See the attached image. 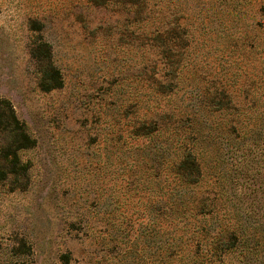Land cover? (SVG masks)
<instances>
[{"label":"rangeland","instance_id":"obj_1","mask_svg":"<svg viewBox=\"0 0 264 264\" xmlns=\"http://www.w3.org/2000/svg\"><path fill=\"white\" fill-rule=\"evenodd\" d=\"M153 4L147 26L125 0H0V264H216L192 200L218 188L223 218L264 236V0ZM216 89L232 104L213 123ZM194 143L196 188L178 176ZM258 235L224 264H264Z\"/></svg>","mask_w":264,"mask_h":264},{"label":"trees","instance_id":"obj_2","mask_svg":"<svg viewBox=\"0 0 264 264\" xmlns=\"http://www.w3.org/2000/svg\"><path fill=\"white\" fill-rule=\"evenodd\" d=\"M155 0H125V3L130 5L131 7H136L139 9H142L145 13V18L143 20L146 21L147 26H153L154 22L151 23L152 17L155 15L154 5L153 2ZM120 2V1H118ZM168 26L167 33L168 36L171 37L173 34H175L176 29L177 30H184L185 26L180 24L177 20L170 21L166 24ZM161 26H157L156 30L152 33L155 34L158 32ZM181 45V44H179ZM168 67L175 72L174 66H171L169 63ZM56 72V71H55ZM57 74V78H55L56 81H59L60 83V74ZM60 85V84H59ZM225 101L227 104H232V96L226 92L225 90H219L216 89L213 92H209L206 100L207 107L209 108V111L212 116H214V119L210 120L213 123H215L217 120L221 119L225 113V111H220L218 109L219 105ZM3 113L1 116V123H3L6 126V129H10L12 135H14L15 138H18L19 141L23 144V149L27 148L31 142V137L29 136L27 129L24 125L20 124V121L16 118L13 109H10V112L6 114ZM237 119V125L241 128H248L250 130V125L243 122L242 124H239L240 121L239 118H241L242 114L240 113L238 115ZM257 121L264 120V116L261 114H258ZM219 122V121H218ZM262 124L254 123V126H259ZM253 148H256L255 141L253 143ZM252 151V148H250ZM247 151V149H246ZM248 152V151H247ZM202 155L203 150L199 149L196 143H194L190 148H184L181 155L179 156V166H178V176L183 184H185L186 187H192L196 188L198 185L201 184V180L203 179V163H202ZM187 188V189H192ZM222 188H218L216 192H213V194L205 195L200 194L195 195L192 202L193 206L192 209L196 212V216H202V222H208V226L210 225L211 221H215L219 226L214 230V235L210 236V240H208L207 248L210 252H207V254L211 255V257L207 258L209 262H214L216 258H218V261L216 264H224V260L227 256H223L222 254L224 252H235L234 250V244L233 246H230V243L232 241H235V243L241 244L243 242H246V238L254 237L257 240L258 235L256 232L260 229H255V234H251L248 229L245 228L241 224V220L236 215L234 210H231V215L229 220H227V217H224L221 215V205L219 204L220 201L224 200L225 197H233V194H226V192H221ZM182 196V195H181ZM189 196V193L186 192L185 196ZM187 198V197H186ZM217 199L219 201L217 202ZM227 200V199H225ZM221 218V220L219 219ZM238 219H237V218ZM201 230V229H200ZM209 231H213L211 227H209ZM203 230L199 233V238L202 236ZM205 233V232H204ZM264 233V232H263ZM202 234V235H201ZM263 239L264 236L258 235V240ZM211 241V242H210ZM200 244V242H199ZM231 247V248H230ZM222 255H220V254ZM243 253V250L242 252ZM215 263V262H214Z\"/></svg>","mask_w":264,"mask_h":264}]
</instances>
